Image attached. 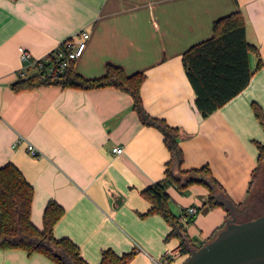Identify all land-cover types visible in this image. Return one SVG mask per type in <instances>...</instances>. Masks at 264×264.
<instances>
[{
  "label": "crops",
  "instance_id": "1",
  "mask_svg": "<svg viewBox=\"0 0 264 264\" xmlns=\"http://www.w3.org/2000/svg\"><path fill=\"white\" fill-rule=\"evenodd\" d=\"M235 10L243 13L247 39L256 47L253 75L242 92L203 117L182 55L212 36L217 18ZM81 31L89 36L72 68L88 78L104 74L107 63L127 74L143 71L145 109L180 129L182 168L209 166L241 204L259 165L256 142L264 143L252 108L257 103L264 112V0H0V165L14 163L33 185L32 222L42 228L53 199L65 210L55 236L72 239L89 264H99L106 248L135 250L128 264H157L167 249L180 248L177 238L167 239L171 226L162 215H143L151 202L142 191L165 178L170 159L161 131L143 124L132 96L113 86L15 88L38 73L22 61L19 47L39 58L67 39H80ZM115 146L124 149L116 153ZM164 184L195 247L228 219L227 208L207 205L205 184ZM188 207L198 213L183 216ZM0 264L57 263L40 252L0 248Z\"/></svg>",
  "mask_w": 264,
  "mask_h": 264
},
{
  "label": "trees",
  "instance_id": "2",
  "mask_svg": "<svg viewBox=\"0 0 264 264\" xmlns=\"http://www.w3.org/2000/svg\"><path fill=\"white\" fill-rule=\"evenodd\" d=\"M255 51L256 47L247 39L244 15L241 10H235L214 21L212 36L193 44L183 53L182 62L195 92V105L203 117L215 112L249 84L253 75L250 54ZM72 66L73 63L56 77L53 75L42 77L40 73L24 77L15 83V88L19 90L52 83L84 89L113 86L132 96L133 109L141 122L161 131L170 152V159L166 162L165 178L142 191V195L151 202V207L143 215L158 213L164 217L171 226L167 239L177 238L181 255H187L179 263L184 264L191 253L192 243L181 217L170 208V196L165 181H172L181 189L193 183L205 184L209 189L207 205L210 208L224 206L229 211L228 218L229 203L235 208L244 203L236 204L229 198L209 166L188 170L182 168L184 156L179 146L180 129L169 125L163 118L152 116L145 109L140 96V88L146 76L143 71L127 74L121 66L107 63L104 74L88 78L76 72ZM252 108L264 129L263 109L257 103H252ZM256 144L260 160L264 156V143ZM33 196V185L14 163L0 165V248H21L29 254L40 252L57 264H89L72 239L55 236L54 225L65 212L57 201L51 199L47 202L42 228L32 222ZM226 221L213 231L209 240L225 227ZM135 252L132 250L117 254L112 248H106L101 252L99 264H128Z\"/></svg>",
  "mask_w": 264,
  "mask_h": 264
},
{
  "label": "water",
  "instance_id": "3",
  "mask_svg": "<svg viewBox=\"0 0 264 264\" xmlns=\"http://www.w3.org/2000/svg\"><path fill=\"white\" fill-rule=\"evenodd\" d=\"M216 236L191 253L184 264H264V213L237 220L234 205Z\"/></svg>",
  "mask_w": 264,
  "mask_h": 264
},
{
  "label": "built area",
  "instance_id": "4",
  "mask_svg": "<svg viewBox=\"0 0 264 264\" xmlns=\"http://www.w3.org/2000/svg\"><path fill=\"white\" fill-rule=\"evenodd\" d=\"M80 36V39L65 40L56 49L39 58H33L29 50L25 47H19L20 57L27 65L36 67L38 73H40L42 77L47 75H53L56 77L64 73L65 70L83 53L89 33L81 31L78 33V37ZM21 75L24 76L25 72H21ZM27 148L33 153L36 152V148L32 144H28ZM123 149V146L113 147V151L116 153H121ZM197 211L198 210L195 207H188L186 208V212L183 213V216L195 214ZM180 254L181 248L167 249L163 257L164 263L158 261L157 264H170L171 261Z\"/></svg>",
  "mask_w": 264,
  "mask_h": 264
},
{
  "label": "rangeland",
  "instance_id": "5",
  "mask_svg": "<svg viewBox=\"0 0 264 264\" xmlns=\"http://www.w3.org/2000/svg\"><path fill=\"white\" fill-rule=\"evenodd\" d=\"M252 178L253 181L244 205L240 206L236 210L242 211L245 209V205H254L256 202H258V204L255 205V208H251L249 211H247L246 214H239L238 217L240 221L256 217L264 212V208L261 207V205L264 204V156L259 160V165ZM197 213L198 211L196 214ZM159 261L164 263L163 258H160Z\"/></svg>",
  "mask_w": 264,
  "mask_h": 264
},
{
  "label": "flooded vegetation",
  "instance_id": "6",
  "mask_svg": "<svg viewBox=\"0 0 264 264\" xmlns=\"http://www.w3.org/2000/svg\"><path fill=\"white\" fill-rule=\"evenodd\" d=\"M257 204H258V202H256L254 205H245V209L244 210H242V211H237V210L234 211V215L236 216L237 220H239V217H238L239 214H242V215L246 214L247 211H249L251 208H255V205H257ZM261 207L264 208V204H262Z\"/></svg>",
  "mask_w": 264,
  "mask_h": 264
}]
</instances>
